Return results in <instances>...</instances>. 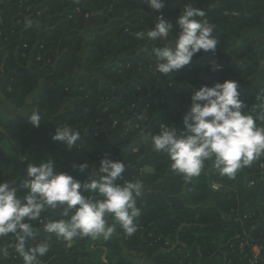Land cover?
Listing matches in <instances>:
<instances>
[{
    "label": "trees",
    "instance_id": "16d2710c",
    "mask_svg": "<svg viewBox=\"0 0 264 264\" xmlns=\"http://www.w3.org/2000/svg\"><path fill=\"white\" fill-rule=\"evenodd\" d=\"M187 5L205 11L219 43L214 52L201 51L178 72L161 74L151 49L166 42L140 40L135 33H146L162 14L174 25L173 40ZM262 20L245 0H168L161 11L143 0H0L2 99L22 107L33 97L30 113L15 120L0 117V165L9 168L8 181L15 180L13 186L19 188L29 164L52 159L57 172L86 182L103 158L119 160L125 164L123 180L138 179L144 188L156 185V192L136 197L141 209L134 221L137 231L126 236L120 228L123 239L155 264H251L249 244L254 243L262 245L257 264H264V154L232 179L205 161L201 174L186 183L171 170L166 154L152 150L150 139L162 124L186 130L183 116L191 95L203 85L236 81L245 110L254 117L264 111V78L246 85L264 61V34L243 36ZM213 60L221 70H213ZM81 68L88 74L77 75ZM41 80L46 83L38 90ZM34 110L41 116L39 127L27 121ZM140 115L145 119L139 120ZM256 123L264 127V122ZM65 125L80 130L71 149L52 139L56 127ZM85 162L83 172L73 168ZM214 181L220 188H213ZM26 192L20 189L18 196ZM61 211L46 210L41 221L57 220ZM41 221H27L38 231L26 247L45 239L50 243L39 264H82L86 247L99 251L100 264H137L123 256L116 237L66 242L46 233ZM14 242L12 234L0 237V248L8 247L0 264H24L11 247ZM104 249L106 263L101 260Z\"/></svg>",
    "mask_w": 264,
    "mask_h": 264
},
{
    "label": "clouds",
    "instance_id": "9594fccd",
    "mask_svg": "<svg viewBox=\"0 0 264 264\" xmlns=\"http://www.w3.org/2000/svg\"><path fill=\"white\" fill-rule=\"evenodd\" d=\"M168 0H143L154 11L165 8ZM227 14V13H225ZM203 9L185 6L176 21L179 28L174 39L169 41L174 25L161 14L153 28L137 32V39L165 41L163 46L153 47L157 63L155 70L168 75L188 65L193 57L203 52L215 51L219 41L212 35L216 26L205 19ZM200 18V19H197ZM213 70L221 65L212 62ZM236 81L225 80L213 86H201L191 95V105L183 116L185 131L161 125L158 134H152V150L164 153L170 161L172 171L181 175L187 183L201 174L205 161H212L213 167L222 176L232 179L237 172L251 166L254 160L264 154V111L255 117L245 110L240 99ZM264 107V105H262ZM139 120L145 116L140 115ZM33 127H39L41 116L33 111L27 118ZM80 138V130L70 126L56 127L52 139L65 142L73 148ZM88 164H73L83 172ZM125 164L103 158L98 169H94L86 182L76 180L72 175L56 171L52 159L38 165L29 164L26 178L19 185L14 181L0 182V237L12 234L15 242L11 245L22 257L24 264H39L38 257L44 256L50 247L48 239L34 246H28L29 238H35L38 229L27 221H41L46 210L62 209L60 218L43 222V230L54 234L57 240L66 242L74 238L90 237L93 240H109L119 225L126 236L137 231L134 221L140 216L136 197L144 191L140 180H123ZM122 183H116L117 180ZM20 189L27 190L22 197ZM95 193L97 195H84ZM111 217L115 223L108 224ZM8 255V247L0 248V257Z\"/></svg>",
    "mask_w": 264,
    "mask_h": 264
},
{
    "label": "crops",
    "instance_id": "0c3cea01",
    "mask_svg": "<svg viewBox=\"0 0 264 264\" xmlns=\"http://www.w3.org/2000/svg\"><path fill=\"white\" fill-rule=\"evenodd\" d=\"M246 7L249 11L256 9L263 17L262 22L259 25L254 26V28H248L243 32L244 37H249L251 39L256 38L259 35L264 34V0H245ZM264 78V61L262 62L259 72L256 74L255 78L247 82L246 85L253 86L255 81L262 80ZM46 81L41 80L37 86L38 90L42 89V86ZM1 85V82H0ZM33 108V97H29L26 101V104L22 107H14L6 103L2 99V91L0 89V117L4 120H15L20 117L30 113ZM6 180V179H5ZM3 180V181H5ZM1 182V181H0ZM108 224H113V221L110 217L106 218ZM113 237H116L122 241V253L123 256L130 261H133L137 264H155L153 257L145 256L138 247L129 245L125 239H123L120 227L117 225L116 232L113 234ZM99 251L97 249H84L81 252L80 262L82 264H100L98 261Z\"/></svg>",
    "mask_w": 264,
    "mask_h": 264
},
{
    "label": "rangeland",
    "instance_id": "374dc122",
    "mask_svg": "<svg viewBox=\"0 0 264 264\" xmlns=\"http://www.w3.org/2000/svg\"><path fill=\"white\" fill-rule=\"evenodd\" d=\"M80 74H88L87 71L84 69V68H81L77 75H80ZM8 174H9V168H7L5 165H0V181L3 182V180H7L8 181ZM214 185H219L220 186V183H218L217 181H214L213 182V188L215 187ZM156 185H149L148 187L144 188V191L143 192H146V191H154L156 192ZM142 192V193H143ZM93 246V245H92ZM88 247L84 248V249H87ZM107 249H104V252H102L101 254V260H103V257H105L107 259ZM104 261V260H103ZM107 261V260H106ZM105 261V263H106Z\"/></svg>",
    "mask_w": 264,
    "mask_h": 264
},
{
    "label": "built area",
    "instance_id": "2783aa9c",
    "mask_svg": "<svg viewBox=\"0 0 264 264\" xmlns=\"http://www.w3.org/2000/svg\"><path fill=\"white\" fill-rule=\"evenodd\" d=\"M113 161H117V160H113ZM262 167L264 168V163H262ZM252 184L254 183L253 181L251 182ZM214 188H220L219 185H214ZM247 244H249L247 242ZM250 245V249H251V253H252V257L250 259L251 264H257V262L260 260V255H261V251H262V245L261 244H249ZM245 244L242 243L241 244V248H244ZM106 257V256H105ZM105 257H103L104 262L107 260ZM107 262V261H106Z\"/></svg>",
    "mask_w": 264,
    "mask_h": 264
}]
</instances>
